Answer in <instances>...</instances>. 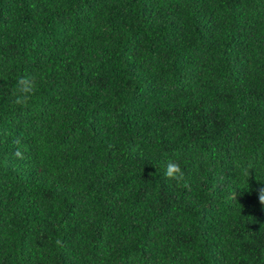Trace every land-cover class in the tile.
<instances>
[{"label":"trees","instance_id":"16d2710c","mask_svg":"<svg viewBox=\"0 0 264 264\" xmlns=\"http://www.w3.org/2000/svg\"><path fill=\"white\" fill-rule=\"evenodd\" d=\"M262 187L264 0H0V264H264Z\"/></svg>","mask_w":264,"mask_h":264},{"label":"clouds","instance_id":"9594fccd","mask_svg":"<svg viewBox=\"0 0 264 264\" xmlns=\"http://www.w3.org/2000/svg\"><path fill=\"white\" fill-rule=\"evenodd\" d=\"M35 89L36 84L32 79L29 77H20L17 80L14 88H10V91H12L13 95L15 96V103L23 106L28 103L31 95L34 94ZM17 156L22 158V153L17 152ZM165 175L167 178L174 180L177 185L184 181V173L179 163L171 159L168 161ZM258 192L259 201L261 204H264V187L260 188Z\"/></svg>","mask_w":264,"mask_h":264}]
</instances>
